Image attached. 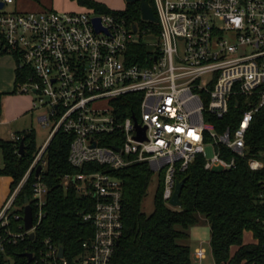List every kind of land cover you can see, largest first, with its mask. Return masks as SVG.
<instances>
[{
    "label": "built area",
    "instance_id": "1",
    "mask_svg": "<svg viewBox=\"0 0 264 264\" xmlns=\"http://www.w3.org/2000/svg\"><path fill=\"white\" fill-rule=\"evenodd\" d=\"M153 1L160 27L154 42L145 41L152 37L147 29L135 31L110 14L0 11V57L16 61V93L31 95L33 108L47 111L40 118L43 127L53 123L48 143L0 209V258L7 244L36 234L45 217L48 189L39 175L33 185V229L12 231L13 221H23L24 228L15 200L59 131L74 137L69 164L86 168L66 175L64 186L96 201L95 211L84 215L95 237L73 264H112L124 220L122 183L110 172L147 163L163 175L169 205L180 175L198 156L210 172L235 170L242 159L252 171L264 170V152L247 158L248 132L264 110V0ZM139 43L150 48L145 65L130 59ZM125 97H133L128 104L137 114L123 115L119 100ZM241 101L239 127L233 132L221 127L218 122ZM46 245L48 252L35 264H70L59 258V247ZM195 258L202 263L205 251Z\"/></svg>",
    "mask_w": 264,
    "mask_h": 264
},
{
    "label": "trees",
    "instance_id": "2",
    "mask_svg": "<svg viewBox=\"0 0 264 264\" xmlns=\"http://www.w3.org/2000/svg\"><path fill=\"white\" fill-rule=\"evenodd\" d=\"M79 4L97 13L110 14L127 21L130 26L147 29L153 38H159L158 24L142 20L141 3H127L124 11H113L92 0H78ZM156 14L153 0H148ZM131 62L146 64L150 48L143 44L131 48ZM133 97L119 100L123 115L137 114L129 107ZM139 98V96H138ZM245 109L236 103L230 114L218 122L221 127L235 131ZM19 141L0 140L4 166L0 176L12 179L11 194L24 180L37 154L34 130L18 134ZM72 135L59 131L49 142L40 165L41 179L48 189L45 217L36 230L33 240L29 236L17 244H7L1 264H35L48 252L47 241L64 247L65 258L73 261L85 252L84 244L95 237V230L84 215L95 211L96 201L77 193L76 188L64 186L66 175L86 172L69 164ZM24 151L20 154V146ZM247 158H260L264 152V110L259 112L247 135ZM45 163V165H43ZM205 160L198 156L180 180L186 179L181 195V208H172L164 200V178L160 181L154 198V211L147 215L143 204L148 197L154 172L147 163H136L122 170L110 172L122 183L124 233L116 247L112 264H194L191 248L182 242L190 239V229L202 218L211 228V248L215 264H264V170L252 171L247 160H239L231 171H206ZM96 171L105 167L93 166ZM36 170L31 173L15 200V208L24 215L28 199L35 214L33 185ZM22 226V228H20ZM12 231L22 233L23 221L12 222ZM246 232L253 234L255 243L244 244ZM237 249L235 252L234 250ZM32 254L30 262L26 255ZM58 264L59 261H58Z\"/></svg>",
    "mask_w": 264,
    "mask_h": 264
},
{
    "label": "rangeland",
    "instance_id": "3",
    "mask_svg": "<svg viewBox=\"0 0 264 264\" xmlns=\"http://www.w3.org/2000/svg\"><path fill=\"white\" fill-rule=\"evenodd\" d=\"M62 1L76 3L78 0H62ZM107 2L111 4V6H113L114 3H120V6H122L121 8H124L127 3V0H107ZM83 12L92 13L94 11L85 9ZM63 13H69V12H63ZM145 41L154 42V38L147 37ZM15 70H16V61L12 56L0 57V93H13L15 89ZM207 80L208 78L204 79L203 82H206ZM15 95L21 96L18 93H16ZM11 109H12V104H10L9 106V110ZM32 111L33 112L28 114L23 120L19 121L17 125L16 124L9 126L1 125L0 129L1 131L3 130V132L1 133L0 138L1 139L10 138L11 135H13V133H15L16 131L18 130L23 131L29 128V129H33L36 133L37 147L41 148L45 146L46 142H48L50 139L53 123H51L48 127H43L42 123L39 121V118L41 116L46 115L47 111L43 108L34 109L33 106H32ZM206 151H207V156L211 158L213 156L212 149L207 148ZM2 167H3V159L0 152V169ZM159 181H160V175L158 173H154L152 183L148 192V197L146 198L143 204V211L147 215L152 214L154 211V198L158 189ZM9 184L10 181L7 177L0 176V201L3 200L4 196H6V193L8 192L9 189ZM189 233H190V239L182 243L188 245L191 248V252L193 256L194 253L196 255V252L199 249H203L205 251L206 258L202 262V264H214L215 262H214L211 243H210L211 242L210 225L205 221L204 218H202L201 222L198 225L192 227ZM193 261L194 264H199L197 263L198 261L194 259V257H193Z\"/></svg>",
    "mask_w": 264,
    "mask_h": 264
},
{
    "label": "crops",
    "instance_id": "4",
    "mask_svg": "<svg viewBox=\"0 0 264 264\" xmlns=\"http://www.w3.org/2000/svg\"><path fill=\"white\" fill-rule=\"evenodd\" d=\"M2 1L3 0H0V2ZM92 1L103 4L113 11H124L127 8V3H128V2L126 3L124 8H121L122 6H120V3H114L113 6H111V4L107 2V0H92ZM85 9L95 11V9H90V8L80 5L78 1L76 3H70V2H64L62 0H59V1L58 0H14V3L12 4H5L4 8L0 9V11L4 10L7 12H24V13H31V12L39 13L43 11H56L60 13H63V12H69V13L80 12L81 13V11L83 12ZM15 83H16V70H15ZM15 94H16V85H15V89L13 93H0V127L1 125H5V126L15 125V124L17 125L19 121L23 120L28 114L33 112L32 111L33 97L29 95L28 96L27 95L16 96ZM10 104H12L11 110H9ZM40 118H39V121H40ZM29 130H33V129L28 128L23 131L18 130L15 133H13V135H11L10 138H7V139L0 138V140L14 141L15 137H18L19 133L29 131ZM2 132L3 130L1 131L0 129V136ZM47 143L48 142H46V144ZM3 166H4V163H3ZM8 179L10 181L9 189H8V192L6 193V196H4L3 200L0 201V209L5 205V203L7 202L8 198L11 195L12 179L11 178H8ZM252 243H255L253 234L250 232H246L244 235V244H252ZM236 250L237 249H235L234 252ZM192 257H194V259L196 260L195 253H194V256L192 255ZM11 264L13 263L11 262ZM199 264H202V263H199Z\"/></svg>",
    "mask_w": 264,
    "mask_h": 264
},
{
    "label": "water",
    "instance_id": "5",
    "mask_svg": "<svg viewBox=\"0 0 264 264\" xmlns=\"http://www.w3.org/2000/svg\"><path fill=\"white\" fill-rule=\"evenodd\" d=\"M127 2L128 3L140 2L141 3L142 20L145 22H150V23H155V24L158 23V18L156 17V15H155L152 7L150 6L148 0H127ZM4 6H5V3L3 1L0 2V9L4 8ZM94 24H95L97 31L102 30V28L100 26V20L99 19H94ZM134 29L136 31L137 27L135 26ZM137 138L140 140H143L145 138V130H143V133L139 134V136ZM23 151H24V143L22 142V144L20 146V154L21 155H22ZM42 170H43V166L40 165L36 170V177H39ZM185 184H186V179L177 183L174 195L169 202V205L172 208H181L182 207L181 195H182V191L184 189ZM25 203H26V207H25V211H24V227H25L26 232H30L34 226L33 208H32V205L30 204L28 199L26 200ZM35 236H36V234L34 232H32L30 234L31 240H33L35 238ZM26 256L29 258V261L31 262L33 259V255L29 254ZM64 257H65V250H64V247L61 246L59 248V258L63 259Z\"/></svg>",
    "mask_w": 264,
    "mask_h": 264
}]
</instances>
